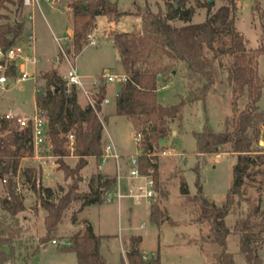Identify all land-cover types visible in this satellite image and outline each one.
<instances>
[{"label":"trees","instance_id":"obj_1","mask_svg":"<svg viewBox=\"0 0 264 264\" xmlns=\"http://www.w3.org/2000/svg\"><path fill=\"white\" fill-rule=\"evenodd\" d=\"M188 1H167L166 10L160 8L157 12L146 5L142 9L144 13L138 12L142 18V30L114 31L110 34L109 38L119 52L124 73L129 76L118 93L116 114L129 119L136 131L143 132L140 148L145 154L140 156V169L147 174L149 168H153L155 187L158 189V158L155 157V163H152L147 154L160 149L161 142L170 135L171 123L182 117L185 106L207 99L214 86L226 79L233 82L238 98L247 94L248 103L238 113L232 130L227 119V127L223 131H217L207 123L201 132H194L199 157L221 154L223 147L230 144L236 159L232 186L221 206L204 195L199 164L194 168L198 174V193L194 200L200 208L198 221L207 220L211 225L209 238L216 246L213 264H264L260 253L264 244V208L259 205L250 207L254 219L239 218L233 228L226 223L236 197L243 195L246 181L264 174V147H256L264 138V110L259 107L264 78L258 73V59L264 56V43L258 49L249 50L244 35L232 29L238 7L235 0H230L214 13H211L213 5L208 0L207 19L198 24L191 22L195 7H187ZM68 8L73 24L68 52L75 56L88 44V35L96 29L99 16L107 17L109 23H117L122 16L129 15L120 11L118 2L112 0H68ZM254 10L260 12V0H255ZM176 19L185 24L175 25L173 21ZM23 29V21L0 24V47L8 48L18 43L22 39ZM225 36L230 37L229 45L223 42L222 47H216L217 41ZM205 49L213 55H206ZM153 54L158 56V60H151ZM226 55L233 56L232 64L227 67L222 62V57ZM164 57L182 67L187 95L177 104L163 105L158 101L159 76L168 69L158 66ZM11 74H14L13 70ZM41 78L45 86L36 93L37 108L48 122L51 153L56 157L66 180L71 181L68 190L55 200L54 190L43 186L35 168H22L23 160L35 155L31 126L21 128L16 119L0 115V181L7 180L5 190L9 194L7 197L0 195V208L11 218L26 210L25 196L17 190L18 179H24L33 191L40 194L41 206L47 211L45 242H49L56 240L59 225L73 203L80 202L81 207L105 203L106 195L113 190L117 180L116 177L99 173L90 182L88 192L79 189L82 181L80 172L88 165V158L99 159L103 156L104 126L99 113L107 93L106 82L102 81L98 86L95 107H82L78 102L76 87L69 88L57 68L42 73ZM70 134L75 137L73 152L67 147ZM69 156L78 159L76 165L66 163L65 159ZM181 191L183 194L189 192L184 179L181 181ZM158 211L157 205H152V220L160 225ZM72 222L77 223L76 215L72 216ZM81 222L84 224L83 230L73 234L70 244L63 249L76 254L77 264H107L101 253L103 236L94 232L88 220ZM19 234L17 228L0 220V264L14 262L13 239ZM231 235L237 237V253L228 249ZM141 242V236L131 237L132 245L127 253L129 264H161L159 254L151 258L144 256L140 249ZM5 246L8 250L4 249Z\"/></svg>","mask_w":264,"mask_h":264},{"label":"rangeland","instance_id":"obj_2","mask_svg":"<svg viewBox=\"0 0 264 264\" xmlns=\"http://www.w3.org/2000/svg\"><path fill=\"white\" fill-rule=\"evenodd\" d=\"M54 1L66 3V0ZM112 1H117L120 11L129 15L122 16L117 23H109L107 17L99 16L97 19L99 39L96 37V29L90 33L95 36L99 42L98 45L90 44L88 38V44L79 55H69V60L75 65L81 76L93 75L94 77L99 75L98 79L101 82V75L105 70H116L124 73L119 52L114 41L109 38L110 34L114 32L113 30L119 32L142 30V18L138 12L144 13L142 9L146 5L155 12L160 8L166 10V2H174L175 0ZM207 1H188L187 7H195L192 23H202L207 19L209 10L206 5ZM235 1L238 7L232 29L244 35L249 50L260 48L264 43V0H260L259 13L254 10L255 0ZM209 2L213 5L210 9L211 13H214L221 6L228 4L230 0H209ZM21 21L26 23V28L24 27L22 39L18 43L24 44L27 36L33 32L36 38L34 42L36 57L41 59L38 67L49 69L59 66V72L63 74L61 76L64 78L70 64L61 53L58 40L65 49L71 48L70 40L66 42L68 30L73 25L71 14L64 11L60 3L53 1L40 0L39 6L32 8L25 6L22 0H0V24H14ZM139 21L140 23H138ZM173 23L177 26L185 24L179 19L174 20ZM223 42L229 45L230 37L225 36L222 40H218L216 47H222ZM26 46L27 53H31L32 48L28 47V44ZM205 53L208 56L213 55L208 49H205ZM155 59L158 60V56L153 54L151 60ZM160 60L162 62L158 66L164 70L168 69L159 76L158 101L163 105L177 104L187 95L181 64L167 57ZM222 62L226 67L230 66L233 62V56H223ZM33 69L31 66L28 71L34 77L26 80H17L16 77L10 79L8 89L0 86V114H7L11 111L22 116L33 115L36 86L37 90L45 86V81L41 78L42 71L38 69L34 73ZM258 73L261 78H264V56L258 59ZM19 75L18 69L16 76ZM106 84L109 87L108 99L110 100L105 113L108 116H102V113L100 115L104 120L106 133L109 132L113 138L118 153L127 159V157L138 153V146L135 142L136 128L129 119L119 116L115 112L114 91L120 88L121 83L107 82ZM94 86L96 88H91V90H98L97 84ZM80 91L77 90L78 93ZM81 100L85 101L83 93ZM247 103V94L238 98L233 82L226 79L214 86L207 99L185 106L182 117L171 123L170 135L161 142L160 149L157 151L160 153L165 150L168 154L157 156L159 185L156 190L157 197L150 205V207L157 205L159 208L160 225L152 220L149 205L137 204L128 200V205L133 208L132 213H128L126 209L119 213L117 200L113 197L109 201L106 198L105 203L91 207L85 213V216L95 225L96 231L106 234L102 241H104L103 253L107 258V264H129L127 253L132 245V236H142L143 241L140 244V249L144 256L151 258L159 254L161 264L214 263L213 253L216 246L211 243L209 238L211 225L207 220L198 221L200 208L194 200L198 193V174L194 168L199 164L201 185L206 198L221 206L232 186L233 166L236 159L232 154L230 144L223 147L221 154H210L205 158L199 157L194 132H201L207 123H210L215 130L223 131L227 127V119L231 123L232 130L238 113L245 109ZM259 107L264 110V89ZM105 135L107 140V134ZM259 146L264 147V138L259 145L256 144V147ZM67 147L70 149L69 142H67ZM49 148H52L50 140L41 148L35 149L33 158L23 160L22 168H35L39 180L44 175V182L53 186L54 199L57 200L68 190L71 180H66L64 172L59 169L56 157L52 153L53 157L48 158ZM36 151L39 152L38 158H35ZM70 151L73 152L71 149ZM123 157L122 163L125 160ZM65 161L70 166H74L77 159H72L69 156ZM125 170L127 169L124 168ZM90 174L94 175L95 172ZM80 176H82V181L79 183V189L82 191L86 189V185L84 186V177L81 172ZM61 177L63 179L58 181ZM182 179L188 185L189 192L187 194H183L181 191ZM18 187L20 188L18 192L25 196L26 210L19 213L15 218H11L9 213L0 208V220L20 231L19 236L13 239L15 260L6 264H76V254L63 248L70 244L71 236L80 231H71L69 222L72 215L77 214L79 203H73L66 211L55 238L57 243L45 242L47 211L41 206L40 194L33 191L30 184L26 183L24 179H18ZM0 195L2 197L9 195L5 186L1 184ZM240 200L243 201L241 205H238ZM254 205L264 208V174L256 175L246 181L243 195L236 197L233 209L226 217L227 226L233 228L239 218L254 219L249 210ZM77 218H79L78 214ZM122 248H124V252H122ZM4 249L8 250V247L5 246ZM228 249L234 253L238 252V242L235 235L228 238ZM35 251L37 252L33 255ZM260 253L264 260V244ZM122 260L123 263H121Z\"/></svg>","mask_w":264,"mask_h":264},{"label":"built area","instance_id":"obj_3","mask_svg":"<svg viewBox=\"0 0 264 264\" xmlns=\"http://www.w3.org/2000/svg\"><path fill=\"white\" fill-rule=\"evenodd\" d=\"M53 1L54 0H47ZM23 4L28 7L35 8L39 6L40 0H22ZM89 42L92 45L97 44V40L95 36L92 34L88 35ZM35 35L34 33L27 36L25 43H16L15 45L2 48L0 47V86L1 87H9L10 86V79L16 77L17 80H26L31 77H34L29 71L28 68L30 66H36L38 63V58L36 57V53L34 50V42H35ZM32 48L31 53H27V46ZM58 45L60 48L61 53L64 55L66 60L70 64V68L67 71L66 76L64 79L66 80L69 88L74 86L77 90H82L86 95L88 102L91 106L95 107L96 100L94 99L93 93L85 87V83L83 81V76H81L75 67V65L69 60V52L67 48L61 44L58 40ZM19 69L20 75H17V70ZM14 71V74H11V71ZM102 81L110 82V83H121L124 84L129 80V76L123 72H117L116 70H105V72L101 75ZM95 84L99 86L101 84V80L98 79ZM38 91V90H37ZM107 100L105 99L103 103H106ZM7 119H16L20 124L21 128H25L31 126L32 128V136H33V143L36 149L41 148L44 146L48 140V128H47V119L42 115L41 111H37L34 116L29 118H21L16 117L12 114H7L5 116ZM143 132L141 130H137L135 134V142L139 147V151L135 156H132L128 160V180L126 189L124 188V176H123V168H122V155L118 153L117 148L113 142L106 144L104 146L103 152V161L106 158L110 157L113 158L116 162V170H117V177H116V188L114 192H109L106 195V198L109 200L112 196H116L119 200L123 198H130L134 200L136 203H141L144 200H148L152 202L157 197L156 187H155V180H154V170L153 168H149L148 173H142L140 169V156L144 153V150L140 148L142 141H143ZM70 149H74V142L75 137L74 135L70 134L68 136ZM168 154L167 151H161L160 153L149 152L147 157L150 158L152 163H155V157L163 155L166 156ZM7 183L6 179H2L0 184L5 186ZM20 191V188H17ZM9 196V195H8ZM10 198V197H9ZM53 243L56 244L57 241L53 240Z\"/></svg>","mask_w":264,"mask_h":264},{"label":"crops","instance_id":"obj_4","mask_svg":"<svg viewBox=\"0 0 264 264\" xmlns=\"http://www.w3.org/2000/svg\"><path fill=\"white\" fill-rule=\"evenodd\" d=\"M54 2H56V3H60V5L62 6V8H64V11H67V12H69L70 13V11H69V8H68V0H66V3L65 4H63L62 3V1H59V2H57V1H54ZM138 23H140V21L138 22ZM24 27L26 28V23L24 24ZM108 29V28H107ZM113 30V29H112ZM26 31V30H25ZM113 31H117V30H113ZM96 37L98 38V29H97V27H96ZM117 32H119V31H117ZM33 33V32H32ZM72 34H73V25H72V27L68 30V38L66 39V42L67 41H69L70 40V38L72 37ZM99 39V38H98ZM98 41H97V44L96 45H98ZM36 53V52H35ZM38 58H40V57H38ZM57 60V59H56ZM40 61H41V59H38V63H37V65L36 66H32L34 69H33V72L34 73H36V71L39 69L40 71H42V73H44V72H47V71H49L50 69H52V68H49V69H43V68H41V67H38V64L40 63ZM31 67V66H30ZM53 68H57L58 69V71H59V66H56V67H53ZM33 73V74H34ZM59 74L60 75H63V74H61L60 72H59ZM67 74V73H66ZM65 75V74H64ZM66 76V75H65ZM64 76V77H65ZM96 76V77H95ZM94 77H93V75H83V81H85L84 83H85V87L88 89V90H90L92 93H93V96H94V99H95V93H96V91L98 92V90H91V88H96L94 85H95V82L97 81V79L100 77L99 75H95ZM97 78V79H96ZM89 79H92L91 81L89 80ZM44 81V80H43ZM121 86H122V84H121ZM121 86H120V88L119 89H115V93H114V98H115V100H117V96H118V93H119V91H120V89H121ZM9 87L7 86L6 87V89H8ZM97 89H98V86H97ZM36 93H37V86H36V91H34V103H35V110H34V113H33V115H31V116H28V115H25V116H22V115H18V114H15V113H13V112H8L7 114H12V115H14V116H16V117H21V118H29V117H32V116H34V114L37 112V111H39L38 110V108H37V104H36ZM83 93V95H84V98H85V101H82L81 100V94ZM108 95H109V87H108V85H107V93H106V97H105V99L107 100V102L106 103H103L101 106V111H100V113H102V116H108V114H105L106 113V106L107 105H109L110 104V100L108 99ZM185 97V96H184ZM104 99V100H105ZM78 102H79V104L82 106V107H86L87 105H90L89 104V102H88V99H87V97H86V95L84 94V92L81 90L79 93H78ZM115 112H116V107H115ZM99 113V114H100ZM7 114H0V115H2V116H6ZM102 116L100 115V117H101V120H102V123H103V126H104V130H103V144H104V146L106 145V144H109L110 142H113L114 144H115V142H114V140H113V138L111 137V135L109 134V132H107L106 133V130H105V124H104V120L102 119ZM174 133V132H173ZM105 134H107V140H106V135ZM175 134V133H174ZM166 140V139H165ZM163 142V141H162ZM115 146H116V144H115ZM117 147V146H116ZM36 149V148H35ZM39 149V148H38ZM37 150V149H36ZM48 151H49V155H48V158H52L53 156L51 155V148H49L48 149ZM138 151H139V147H138ZM137 154V153H136ZM133 156H135V155H133ZM39 157V152H37L36 151V157L35 158H38ZM123 157V156H122ZM132 156H130V157H127V159H126V157H123L125 160L123 161V163H122V168H123V176H124V179H123V182H124V188H125V190H127L126 189V184H127V180H128V173H126L127 172V170L129 169V166H128V160H129V158H131ZM42 158V157H41ZM71 158L72 159H77L76 157H74V156H71ZM77 161H78V159H77ZM77 161H76V163H77ZM76 163L74 164V165H76ZM124 168H126L127 170H125L124 171ZM94 173L95 172V174L93 175V174H90V173ZM57 173H61V172H57ZM81 173L83 174V177H84V180H83V182H84V186L86 185V189L85 190H82L83 192H88L89 190H90V187H89V184H90V182L92 181V179H93V177H95L97 174H103V175H106V176H109V177H117V175H116V173H117V170H116V162H115V160L113 159V158H110V157H108V158H106V160L105 161H103V158L101 157V158H95V157H90V158H88V165L84 168V169H82V171H81ZM63 176V175H62ZM61 179H63V177H61L58 181H60ZM42 184H43V186L44 187H49V188H51L52 190H53V186L51 185V184H46L45 182H44V175H43V178H42ZM115 188H116V186L113 188V190L111 191V192H114V190H115ZM113 198H115L116 200H117V203H118V211H119V213L121 212L122 213V211H123V209H126V211L128 212V213H132V206H129L128 205V203H127V201L128 200H131L132 202H134V200H132V199H130V198H123V199H121V200H119L116 196H112ZM111 197V198H112ZM110 198V199H111ZM109 199V200H110ZM108 200V201H109ZM79 203V208H78V211H77V214H78V216H79V218H77V214L75 213L74 215H76V218H77V223H73L72 222V218H71V220L69 221L70 222V230L71 231H79V230H81V229H83L84 228V224L83 223H80L81 222V220H84V219H86V220H88L90 223H91V225H92V227H93V229H94V232L97 234V235H100V236H105L106 234H103L102 232H97L96 231V228H95V225L93 224V222L88 218V217H86L85 216V213L87 212V211H89L90 209H91V207H94V206H97L98 204H95V205H91V206H86V207H81V203L80 202H78ZM136 203V202H135ZM137 204H144V205H149V209H150V211H151V207H150V205H151V202L150 201H148V200H144V201H142L141 203H137ZM73 216V215H72ZM137 236V235H136ZM133 237V236H132ZM142 237V236H141ZM103 240V239H102ZM142 241H143V237H142ZM103 242L104 241H102V245H101V253L103 254V256L106 258V256L104 255V253H103V246H104V244H103ZM123 247H124V239H123ZM122 252H124V248H122ZM106 260H107V258H106ZM108 262V261H107ZM121 263H123V260H122V262ZM77 264V263H76Z\"/></svg>","mask_w":264,"mask_h":264}]
</instances>
